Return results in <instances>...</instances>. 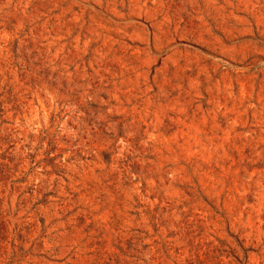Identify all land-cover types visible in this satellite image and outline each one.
Masks as SVG:
<instances>
[{"label": "rangeland", "instance_id": "374dc122", "mask_svg": "<svg viewBox=\"0 0 264 264\" xmlns=\"http://www.w3.org/2000/svg\"><path fill=\"white\" fill-rule=\"evenodd\" d=\"M0 264H264V0H0Z\"/></svg>", "mask_w": 264, "mask_h": 264}]
</instances>
